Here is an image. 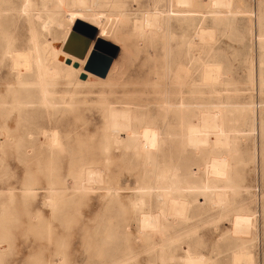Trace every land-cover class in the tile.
Wrapping results in <instances>:
<instances>
[{"label": "rangeland", "instance_id": "obj_1", "mask_svg": "<svg viewBox=\"0 0 264 264\" xmlns=\"http://www.w3.org/2000/svg\"><path fill=\"white\" fill-rule=\"evenodd\" d=\"M32 1L31 15L35 21L40 0ZM151 1L125 0L122 8H115L109 0H98L90 10L78 6L52 8L49 4L53 10L51 27L58 34L55 43L61 41L67 29L70 34L75 32L86 39H97L99 35L107 41L106 52L98 53L105 57L115 53L112 61L121 60L122 56L125 60L120 86L116 92L106 95L105 100L117 109L128 104H132L134 110L147 108L154 119L155 105L164 101L163 93L171 87L174 95L173 90L177 88L176 83L170 81L167 70L163 71L166 54L184 46V53L193 67L183 89L186 100L196 108H221L230 120L229 126L238 127L239 131L230 135L236 138L239 155L231 161L229 173L233 183L229 202L221 210L224 216L220 217L217 210L209 211L179 228V234L192 228L195 234L184 238L185 242L192 252L205 257L219 252L220 258L215 264H228L231 247L246 248L253 255L254 264H264V37H260L264 34V0H188V3L158 0L156 7ZM0 5L3 6L1 2ZM10 6L19 11L22 2L11 0ZM153 10L159 14L160 31L138 35L133 27L134 20ZM95 15L107 23L104 35L98 33L101 25L96 23ZM29 23L27 16L22 14L14 22L0 23V43L12 38L15 48L25 47ZM92 23H96L95 27ZM199 30H206L211 35L201 40L197 36ZM202 65L218 66L222 81L192 93L196 70ZM83 68L88 72L85 66ZM84 79V74L78 76V80ZM15 82L8 64H0L1 98L12 93L8 92V85L15 90ZM57 89L65 88L60 85ZM105 90L104 86L84 89V93L76 97L75 114L59 108L53 116L42 118V127L48 128L52 122L51 127L61 132L62 147L53 155L51 174H48V161L52 158L41 138L33 147L28 144L26 151L18 149L20 132L15 107L8 110L0 106V264H105L102 256L110 247L107 242L128 240L134 245L139 227L131 203L138 191V177L144 174L145 168L137 157L133 161L134 157L129 153L122 156L116 152L117 146L112 139L110 150H99V131L104 125L106 104L98 103L96 95L89 91ZM212 90L220 94H210ZM172 95L166 99L174 100ZM10 97L15 102L16 92ZM26 125L28 127V123ZM166 130L162 127V132ZM180 130L179 126L175 127L176 133L180 134ZM84 167H94L95 174L101 175L102 183L98 184L96 177L91 178L87 187L92 189L80 192L76 190L79 187L77 176ZM50 179L56 180V185L50 186ZM62 182L65 189L60 190L59 207L63 208L55 212L49 208L48 191L58 188ZM107 191L118 196V202L111 207L114 211L121 208L126 233L114 228L116 220L109 222L110 215L105 209L107 199H104ZM214 192L211 190L208 195L198 196V205L206 209ZM185 198L193 203L194 199L188 194ZM237 211L249 215L252 225L254 222L251 226L254 228H250L244 238L229 235L231 218ZM173 231L177 230L163 231L160 237L165 241ZM151 236L155 242L159 239L156 234ZM139 245L136 250L138 262L151 255ZM163 249V255L149 257L148 264H180L183 253L179 248L165 246ZM171 256L176 259L171 260Z\"/></svg>", "mask_w": 264, "mask_h": 264}, {"label": "bare ground", "instance_id": "obj_2", "mask_svg": "<svg viewBox=\"0 0 264 264\" xmlns=\"http://www.w3.org/2000/svg\"><path fill=\"white\" fill-rule=\"evenodd\" d=\"M176 1L188 3V0ZM0 2L3 5H0V23L14 22L20 17V14L27 16L30 22L25 47L20 45L15 48L12 38L0 43V64L6 62L16 80L15 90L11 85H8L7 88L8 92H16L15 102L11 100L10 94L12 93L7 94L5 99L0 97L1 107L8 110L15 107L17 112L16 120L20 133H18L16 147L21 151H26L28 144L33 147L35 142L41 138L43 146L52 158L48 161V174H51L53 155L59 152L62 147L61 132L51 127L52 122H49L48 128L42 127V118L53 116L59 108H64L66 111L75 114L77 95L84 93V89L104 86V88L106 87L105 91L96 93L89 91V93L96 95L98 103L106 104L104 125L99 131V150L103 152L110 150L112 148L110 140L112 139L117 146L116 152L121 153L122 156L129 153L134 157L133 161L137 157L138 161L143 163L145 171L143 175L138 177L140 180L137 187L138 191L131 203L135 222L139 227V234L136 241L133 242L134 245H130L128 240H125L124 243H117L114 238H112L114 242H107L110 247L108 252H105L106 255L103 254L102 256L105 257V264H148L149 257L154 258L163 255L165 246L167 248L176 247L182 251L183 257L180 264H215L220 258L219 252L214 253L215 256L211 255V257L192 252L184 238L195 234V231L191 228L185 233L179 234L178 229L187 226L192 219L207 214L209 211L217 210L220 212V217L224 216L221 210L229 202L230 189L233 183L229 173L231 161L239 155V150L235 146L236 138L231 137L230 134L239 130L238 127L229 126L230 120L226 118L219 106L213 107L212 110H208L206 107L196 108L192 107L186 100L183 89L189 82L193 67L191 60L184 53V46L176 48L175 52L165 53L166 69L163 71L167 70L170 81L176 83L177 88L173 90L174 95L170 90L171 87L163 93L164 101L155 105L156 119H154L152 112L147 108L138 107L134 110L133 105L128 104L117 109L105 100L106 95L116 92L120 86L119 82L124 75V56L121 60L112 61L105 79L84 71L83 67L92 54L94 46L103 40L98 34L97 39L91 41L86 56L82 60L66 53L63 49L70 30L67 29L61 41L55 43L58 34L51 27L53 10L48 5L51 4L52 8L78 6L90 10V7L97 4L98 0H40L37 10L38 18L35 21L32 20L31 15V8L34 5L32 0H21L22 8L19 11L10 6L11 0H0ZM109 2L115 8H122L125 5V0H109ZM151 2L156 7L158 0ZM17 12L20 13L18 16ZM73 15L75 16V14ZM96 17L98 18V16ZM97 18H95L96 23L101 25L98 33L104 35L107 23L104 24L105 20L100 19V17L97 20ZM95 25L92 26L95 27ZM133 27L138 35L157 31L161 28L159 14L154 10L151 13L142 14L139 19L134 20ZM210 35L211 33L206 30L197 32V36L201 40ZM260 37H264V34H261ZM180 44L182 45V43ZM55 45L58 47L55 48ZM81 74L85 76L84 81L78 80V76ZM196 74V85L192 87V93L222 81L221 69L216 65H202L197 68ZM87 79H94L95 81L91 83ZM60 85H64L65 89L59 91L57 87ZM209 93L220 94V92L216 93L213 90ZM169 95L175 96L174 100L168 101L166 98ZM3 100H6V103H3ZM26 123H28V127ZM177 126L181 128L180 134L175 132ZM162 127L167 128L165 133L162 132ZM169 137H172V140H169ZM157 166H161V168H157ZM94 177H96L98 184L102 183L101 175L95 174L94 167L82 168L77 176L79 187L76 190L80 192L91 190L92 188L87 186L90 184L89 180ZM54 182L57 181L50 179L49 185H56ZM58 186L59 189L48 187L49 200L47 202L49 208L51 207L50 209L55 212L59 211V208H63L59 207V196L60 190L65 189V183L62 182ZM211 190L215 191L210 198L211 203L204 209L198 205L197 198L201 195H208ZM28 191L27 194H30ZM185 194L194 199L193 203L185 198ZM117 198V194L110 195L107 191L104 195V199H107L105 209L110 215L109 222L112 219L116 220L114 228L117 227L118 231L126 233L127 225L126 220H123L121 208L114 211L111 207L112 204L118 202ZM251 220L249 215L240 211L233 213L230 237H246L249 229L254 228L251 227L254 226V222L252 225ZM172 230L177 231L171 232L165 241L160 237L163 231ZM153 234L159 236L157 242L153 241V236H151ZM147 242L149 244L145 245ZM139 243L142 244L139 245ZM138 245L145 248V252L151 254L146 260L139 262L136 254ZM98 254L102 258L101 253ZM174 259L176 257L171 256V260ZM228 260V264H254L253 255L246 248L231 247Z\"/></svg>", "mask_w": 264, "mask_h": 264}, {"label": "water", "instance_id": "obj_3", "mask_svg": "<svg viewBox=\"0 0 264 264\" xmlns=\"http://www.w3.org/2000/svg\"><path fill=\"white\" fill-rule=\"evenodd\" d=\"M92 38L93 37L86 39L82 36H78L75 32H72L67 38L63 49L66 53L82 60L86 56V53L91 45ZM106 46L109 45L105 41L100 40L97 46H94V50L85 64L86 71L97 75L100 78L106 77L112 60L115 57V53H109V57L102 56L98 53V51L106 52V50L104 49Z\"/></svg>", "mask_w": 264, "mask_h": 264}]
</instances>
